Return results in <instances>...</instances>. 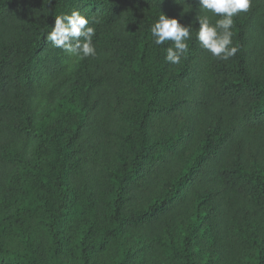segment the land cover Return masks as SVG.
Listing matches in <instances>:
<instances>
[{"label": "trees", "instance_id": "1", "mask_svg": "<svg viewBox=\"0 0 264 264\" xmlns=\"http://www.w3.org/2000/svg\"><path fill=\"white\" fill-rule=\"evenodd\" d=\"M73 11L95 56L46 39ZM161 13L190 27L178 64L151 35ZM202 15L221 18L0 0V264H264V0L233 18L227 60L197 40Z\"/></svg>", "mask_w": 264, "mask_h": 264}, {"label": "clouds", "instance_id": "2", "mask_svg": "<svg viewBox=\"0 0 264 264\" xmlns=\"http://www.w3.org/2000/svg\"><path fill=\"white\" fill-rule=\"evenodd\" d=\"M251 2L252 0H199L203 11L221 17L214 25L210 23L207 15L196 17L199 23L196 38L201 47L219 59L227 60L234 56L238 49L231 46L233 18L239 13H246L251 7ZM89 23V19L78 11L57 16L54 28L46 39L53 47L66 52L83 57L95 56L93 37L96 30L89 26ZM150 32L156 45H162L165 41L173 42L174 48L168 47L166 50V59L173 64L180 63L182 55L189 50L187 41L191 39L190 27L183 26L176 18H169L161 13L151 26Z\"/></svg>", "mask_w": 264, "mask_h": 264}, {"label": "rangeland", "instance_id": "3", "mask_svg": "<svg viewBox=\"0 0 264 264\" xmlns=\"http://www.w3.org/2000/svg\"><path fill=\"white\" fill-rule=\"evenodd\" d=\"M59 53L61 54V51H59ZM43 89H45V90H46L47 88H43ZM43 89H42V90H43ZM42 90H41V91H42Z\"/></svg>", "mask_w": 264, "mask_h": 264}]
</instances>
